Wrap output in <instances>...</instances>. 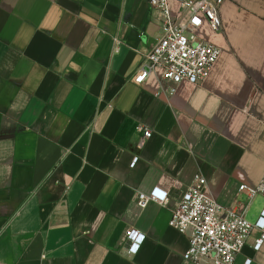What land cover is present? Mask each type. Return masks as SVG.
Returning <instances> with one entry per match:
<instances>
[{
  "label": "crops",
  "instance_id": "0c3cea01",
  "mask_svg": "<svg viewBox=\"0 0 264 264\" xmlns=\"http://www.w3.org/2000/svg\"><path fill=\"white\" fill-rule=\"evenodd\" d=\"M220 16L210 77L170 96L133 81L161 38L150 0H0V264H193L169 223L197 175L257 222L264 198L239 188L264 175V0ZM155 191L169 204L140 208ZM259 235L235 264H264Z\"/></svg>",
  "mask_w": 264,
  "mask_h": 264
},
{
  "label": "built area",
  "instance_id": "2783aa9c",
  "mask_svg": "<svg viewBox=\"0 0 264 264\" xmlns=\"http://www.w3.org/2000/svg\"><path fill=\"white\" fill-rule=\"evenodd\" d=\"M228 0H150L161 23V38L146 55L143 67L133 79L143 85L154 74L167 85L170 96L183 83L203 84L211 75L222 51L201 37L204 29L218 32L222 27L220 11ZM119 43H117L118 45ZM118 48V47H117ZM145 139L152 131L144 129ZM135 159L133 165L137 163ZM207 180L197 175L192 186L172 210L169 226L189 235V248L184 260L193 264H235L247 246L254 230L260 235L254 244L259 252L264 246V210L256 223L245 217V211L224 207L207 192ZM240 193L247 195L248 207L264 198V175L257 185L243 184ZM168 205V193H140L137 204L145 209L150 202ZM129 253L136 255L147 236L136 229L127 231ZM251 261H248L250 264Z\"/></svg>",
  "mask_w": 264,
  "mask_h": 264
}]
</instances>
